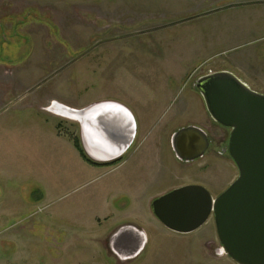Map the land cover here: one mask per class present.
Returning <instances> with one entry per match:
<instances>
[{"label":"rangeland","instance_id":"374dc122","mask_svg":"<svg viewBox=\"0 0 264 264\" xmlns=\"http://www.w3.org/2000/svg\"><path fill=\"white\" fill-rule=\"evenodd\" d=\"M0 15V46L9 43L0 79L16 80H0V264H236L213 240L212 217L190 235L155 224L148 203L173 165L152 162L145 181L134 158L115 171L89 164L70 138L82 142L79 120L59 106L131 104L137 127L149 129L139 151L159 138L167 148L168 132L183 122L214 125L195 88L199 77L229 70L264 93V0H0ZM30 104L54 114L71 148L53 124L29 115ZM182 106L190 115L181 120ZM215 126L221 135L213 141L225 148L230 129ZM184 167L176 162V178ZM126 221L147 237L136 257L122 261L112 239ZM130 234L117 238V249L137 248Z\"/></svg>","mask_w":264,"mask_h":264},{"label":"water","instance_id":"95a60500","mask_svg":"<svg viewBox=\"0 0 264 264\" xmlns=\"http://www.w3.org/2000/svg\"><path fill=\"white\" fill-rule=\"evenodd\" d=\"M195 88L211 118L230 129L223 153L234 160L239 176L218 197L200 184L173 189L153 201L152 211L165 227L180 234L197 231L213 216L222 254L236 264H264V93L229 70L199 77ZM62 107L79 119L82 142L92 159L113 161L132 146L137 122L127 107L110 101L80 110ZM210 145L208 133L195 125L180 128L172 137L173 150L182 161L204 157ZM131 230L121 227L112 239L122 261L143 248L139 242L131 252L117 249V238Z\"/></svg>","mask_w":264,"mask_h":264},{"label":"crops","instance_id":"0c3cea01","mask_svg":"<svg viewBox=\"0 0 264 264\" xmlns=\"http://www.w3.org/2000/svg\"><path fill=\"white\" fill-rule=\"evenodd\" d=\"M5 1H7V0H5ZM42 1L46 2L47 0H42ZM88 1H91V0H88ZM4 4H5V2H4ZM0 17H1V15H0ZM4 31H6V30H5L3 24L0 21V36L1 37L4 34ZM6 44H7L6 41L1 44L0 53H1V50L5 49L6 46L9 47V43L7 45ZM263 70H264V68H263ZM0 80L4 81V82H7L8 84H12L13 82L16 81V80H8V79H5V78L4 79H0ZM22 80L24 81V78ZM26 80H29V79H26ZM23 81H22V83H23ZM258 82H260L264 86V78L261 79V81H258ZM247 84L249 86H251V84H249V83H247ZM41 85H43V83ZM251 87L253 88V86H251ZM253 89L258 91V92H261L260 90H257L255 88H253ZM261 93H263V92H261ZM104 101H108V100H104ZM109 101L110 102L119 103V104L127 107L133 113V110L131 109V106H130L131 104H128L127 102H125L123 100H109ZM37 105H39V103ZM62 105H60V106L58 105L59 108H61ZM63 106L69 107L71 109L78 110L76 108H72V107L67 106V105H63ZM24 108L27 109V110H30L29 111V115L39 116V118L41 120H43V122L47 126H50L51 124H53L54 125L53 132H54L55 136L58 138V141H62L63 140V138L65 136L60 134L59 131L57 130V128L55 127L56 125H55V121H54V118H55L54 114H49L48 112H45L44 110H40V108H38L37 106H35L33 104L26 105ZM202 108H203V110L205 112L206 117H208V119H209V115H208L209 113L207 111V108H206L204 102H203V107ZM178 112H180L179 113V116H180L179 118H181V120L185 119V118L186 119L189 118L190 112L188 111L187 107H185V106L180 107ZM205 120H207V119L205 118ZM213 122H214L213 123L214 125H212V123H211L208 126H203L199 122L192 123V125H195V126L199 125L202 129H204L208 133V135L210 137V140H211V145H210L209 150L207 151L205 156L200 158V159H197L195 161H190V162L180 160L176 156V153L173 150L172 137H173L175 132H172L171 130L168 132V134H169V144H168L167 148L162 150V149H160L157 146V143H159V139H160L159 138V139H154L152 141V143L149 144L148 147H146L142 151H139V149H141L145 145L144 140L149 135L148 134L149 133L148 132L149 129L146 128L145 126L138 125L135 141L140 136V142L135 146L134 150L131 151V149L133 148L132 146L135 143V141H134L132 146L123 154L122 158L123 157L124 158L128 157V155H129L127 160L123 159L121 161V163H119L118 165L113 166V167L111 166L112 168L111 167H109V168H111V170L115 171L116 169H119L120 166H124L125 163H128L127 162L128 159L134 158V160H132V161H134V163H132V164H134L136 166V169L139 170V173L143 172L142 175H141V179L145 180V176L146 175L149 176L151 171H152L151 168H150V165H151L152 162H156V161L162 160V161L168 162V165H170V164L173 165L172 169H170V170L167 169V171L164 170V174H161V176H159L158 181L160 180L161 183H162V185L160 187V190L155 192L150 197V200H149V203H148L149 204V211L148 212L152 216H155L153 211H152V203L157 197H160V196L166 194L167 192H169V191H171L173 189H176V188H179V187H182V186H185V185H189V184H200V185H203V186L207 187L211 191V193H212V195L214 197H218L221 193H223V191H225L224 190L225 188L224 189L222 188L223 182L225 180V176H226V179H227L226 183H228V185H231L237 179V177L239 176V169H238L236 163L234 162V160L230 157V155L223 153V148L221 147V144H219L218 142L214 143L213 137H215V139L219 140V136L221 135V133H219L216 130V126L217 125L215 126V124H217V122H215L214 120H213ZM183 125L184 126H182V127H186L188 125H191V123L183 122ZM62 142L66 143L64 145H68L70 148L72 147L71 144H73V143H71L70 140H68V139L65 140L64 139ZM74 147H75V145H74ZM75 149H76V147H75ZM77 154L80 155L78 150H77ZM75 156L77 157V155H75ZM77 159L79 161V157H77ZM177 161L180 162V163H183V164H185L187 166V167H184V170H182V171H184L186 173V174H184V177L182 176V177L176 178V172H177L176 171V162ZM143 165H144V167H143ZM0 167H3V165L0 164ZM89 169H90V167H86L85 170L86 171H90ZM178 173L180 174L181 171H178ZM151 175H153V174H151ZM181 175H182V173H181ZM147 176H146V180L145 181L151 180V179L147 178ZM173 181H175V182H173ZM9 189L10 190H8V192H9L8 194H10V197L17 196L19 194V192H20L19 190H17L16 187H14V185L10 186ZM37 189H38L37 191H39V193H42L41 189H39V188H37ZM39 193H38L39 196L38 195L34 196L33 200L31 199V201L33 203H39L38 201L42 200V196ZM0 198H1V196H0ZM211 217L214 219L213 216H211ZM211 217L208 220V222L211 220ZM156 219L158 221H154V222H155V224H157V226H159L160 228L168 229L167 227H165V225H163V223H161V221L157 217H156ZM214 224H215V220H214ZM205 225H203L197 231H195L193 233L186 234V235L195 234L196 232L201 230ZM121 227H130L132 229L130 231L131 232L130 235H132V237L135 238L136 241L143 242V244L145 243L147 235H146L145 229L142 226H139L138 224H136L134 222H131V221H129V222L126 221L125 224H123ZM121 227H116L114 231L120 229ZM215 227H216V225H215ZM168 230H170V229H168ZM137 231H140L141 234H139V232H137ZM197 237H198V235H197ZM212 238H213V240H216L218 238L217 237V232H216V237L213 234ZM199 243H201V242H199Z\"/></svg>","mask_w":264,"mask_h":264},{"label":"trees","instance_id":"16d2710c","mask_svg":"<svg viewBox=\"0 0 264 264\" xmlns=\"http://www.w3.org/2000/svg\"><path fill=\"white\" fill-rule=\"evenodd\" d=\"M72 139V141L74 142L76 148L78 149V151L80 152L82 158L88 162L89 164L93 165V166H114L116 164H119L122 161V157L113 161H109V162H96L93 159H91L85 148L82 146L83 144H81V139H79L78 137H70Z\"/></svg>","mask_w":264,"mask_h":264},{"label":"flooded vegetation","instance_id":"af4514ba","mask_svg":"<svg viewBox=\"0 0 264 264\" xmlns=\"http://www.w3.org/2000/svg\"><path fill=\"white\" fill-rule=\"evenodd\" d=\"M16 32V34H18V36L17 37H22V35L20 36V34L18 33V31H15ZM3 37L5 38L6 36L5 35H3Z\"/></svg>","mask_w":264,"mask_h":264},{"label":"bare ground","instance_id":"6f19581e","mask_svg":"<svg viewBox=\"0 0 264 264\" xmlns=\"http://www.w3.org/2000/svg\"><path fill=\"white\" fill-rule=\"evenodd\" d=\"M63 108V107H62ZM69 114V113H68ZM70 115V114H69ZM71 116H73V117H75L76 119H77V116L76 115H74V114H72ZM79 120V119H78Z\"/></svg>","mask_w":264,"mask_h":264}]
</instances>
